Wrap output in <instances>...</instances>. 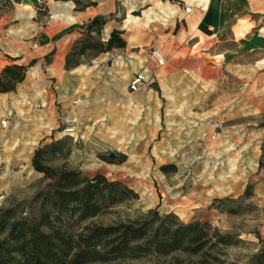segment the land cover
I'll list each match as a JSON object with an SVG mask.
<instances>
[{
    "label": "rangeland",
    "instance_id": "1",
    "mask_svg": "<svg viewBox=\"0 0 264 264\" xmlns=\"http://www.w3.org/2000/svg\"><path fill=\"white\" fill-rule=\"evenodd\" d=\"M174 4L197 16L198 38L183 40L181 50ZM88 6L104 21L100 34L90 35L105 41L118 30L125 46L88 49L66 68L67 53L57 63L49 49L74 30L68 51L79 47L81 26L94 16H77ZM2 49L23 57L26 71L0 95V208L13 207L18 217L37 212L30 202L50 182L31 162L42 148L45 165L101 174L136 193L94 222L126 221L149 209L207 222L240 241L223 250L219 264H247L264 239V0H0ZM52 65L55 73L88 69L81 81L72 77L90 88L83 121L77 112L66 120L60 101H52L70 73L52 75ZM137 74L143 79L131 90ZM171 261L145 256L113 264Z\"/></svg>",
    "mask_w": 264,
    "mask_h": 264
},
{
    "label": "trees",
    "instance_id": "2",
    "mask_svg": "<svg viewBox=\"0 0 264 264\" xmlns=\"http://www.w3.org/2000/svg\"><path fill=\"white\" fill-rule=\"evenodd\" d=\"M103 24L101 16L82 24L85 37L78 40V48L74 44L67 52L66 68L72 55L88 49L109 51L125 46L118 30H112L105 41L90 35L100 34ZM25 71L26 66L16 63L1 68L0 93L13 90ZM42 153V148L34 151L32 166L50 182L30 202L37 204V212L18 217L13 207L0 208V264H113L168 255L171 264H219L224 261L223 250L240 242L234 234L220 232L207 222L184 223L173 213L159 215L155 209L126 221L96 223L95 216L135 198L136 193L101 174L88 178L75 169L45 165ZM259 241V249L247 264H264V239Z\"/></svg>",
    "mask_w": 264,
    "mask_h": 264
},
{
    "label": "crops",
    "instance_id": "3",
    "mask_svg": "<svg viewBox=\"0 0 264 264\" xmlns=\"http://www.w3.org/2000/svg\"><path fill=\"white\" fill-rule=\"evenodd\" d=\"M96 6H88L84 10L80 11L77 19L79 21L86 20L88 18H92L95 15L101 14V12H98L95 10ZM196 14L194 13V10L191 11L189 14L185 16L183 8H180L178 5H175L172 7V28L177 27V36L174 40H176L175 47L177 50H181L184 48L183 40L187 38V40H193L194 38H198V35L196 33H193V31L198 28V23H195ZM79 35L77 31H73L70 34L67 35L66 38L63 39L62 43L58 45V47L49 49L50 52L54 51L55 53V60L57 63L62 61V58L69 50L72 42L76 39V36ZM173 41V39H172ZM174 42V41H173ZM193 45H196L199 43L198 40L192 41ZM45 54V53H43ZM16 54H10L4 49L0 50V70L3 68L6 64H9L10 62L16 63V64H22L24 61V58H17ZM52 75H54V66L52 65ZM56 75H66V72H70L68 74L69 80H64V82H59L57 84L58 86V95L57 97H52V101H60V105L64 112L66 113V120H69L73 113L78 114V117L80 121L84 120V111L86 110L84 107L87 108V104L89 101V97L86 96V93L89 91V87L84 88V85L82 83H78L76 80H73L72 77H77L79 81L83 79L84 76L87 75L88 69H82V68H71V69H65V68H57ZM76 79V78H75ZM73 80V81H72ZM0 95H6L5 93H0ZM74 103V105L72 104ZM53 120V119H52ZM53 122V121H52Z\"/></svg>",
    "mask_w": 264,
    "mask_h": 264
},
{
    "label": "built area",
    "instance_id": "4",
    "mask_svg": "<svg viewBox=\"0 0 264 264\" xmlns=\"http://www.w3.org/2000/svg\"><path fill=\"white\" fill-rule=\"evenodd\" d=\"M186 11H189V8H187ZM151 56L155 59L158 64H162L164 61L163 56L158 49H152ZM142 79L143 76L141 74H137L129 83V87L131 88V90H136L137 87L141 84Z\"/></svg>",
    "mask_w": 264,
    "mask_h": 264
},
{
    "label": "water",
    "instance_id": "5",
    "mask_svg": "<svg viewBox=\"0 0 264 264\" xmlns=\"http://www.w3.org/2000/svg\"><path fill=\"white\" fill-rule=\"evenodd\" d=\"M109 157H110V158L114 157V154H113V153H110V154H109Z\"/></svg>",
    "mask_w": 264,
    "mask_h": 264
}]
</instances>
